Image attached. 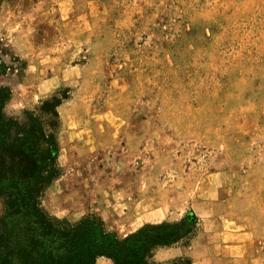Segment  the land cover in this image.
<instances>
[{
	"label": "rangeland",
	"instance_id": "1",
	"mask_svg": "<svg viewBox=\"0 0 264 264\" xmlns=\"http://www.w3.org/2000/svg\"><path fill=\"white\" fill-rule=\"evenodd\" d=\"M1 88L0 133L59 100L51 216L194 217L154 259L264 264V0H0Z\"/></svg>",
	"mask_w": 264,
	"mask_h": 264
},
{
	"label": "trees",
	"instance_id": "2",
	"mask_svg": "<svg viewBox=\"0 0 264 264\" xmlns=\"http://www.w3.org/2000/svg\"><path fill=\"white\" fill-rule=\"evenodd\" d=\"M9 97L1 88L0 118ZM58 102L43 101L28 124L10 119L0 133V264H95L99 256L114 264H184L181 257L158 261L154 251L188 239L194 217L184 218L185 229L163 221L119 237L94 217L73 223L44 210V189L58 174Z\"/></svg>",
	"mask_w": 264,
	"mask_h": 264
}]
</instances>
